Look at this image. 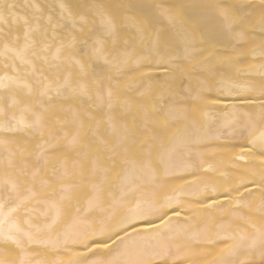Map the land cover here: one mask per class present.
Instances as JSON below:
<instances>
[{
    "label": "snow or ice",
    "instance_id": "snow-or-ice-1",
    "mask_svg": "<svg viewBox=\"0 0 264 264\" xmlns=\"http://www.w3.org/2000/svg\"><path fill=\"white\" fill-rule=\"evenodd\" d=\"M17 7L0 0V264H65L67 253L80 257L70 264H196L193 241L223 245L212 264H264V0L203 3L196 31L183 5ZM205 27L236 41L226 60L197 45ZM250 45L259 78L217 80L215 65L243 63L235 54ZM209 111L223 122L206 124ZM225 139L243 141L234 160L245 163L189 182ZM174 177L199 199L169 194ZM192 205L229 211L202 235Z\"/></svg>",
    "mask_w": 264,
    "mask_h": 264
},
{
    "label": "bare ground",
    "instance_id": "bare-ground-1",
    "mask_svg": "<svg viewBox=\"0 0 264 264\" xmlns=\"http://www.w3.org/2000/svg\"><path fill=\"white\" fill-rule=\"evenodd\" d=\"M17 5L15 11L20 15H27L31 12V9L24 8L23 5L27 2L28 4L36 3L40 5L46 4H54L56 0H14ZM124 3H131L133 5H143V4H154L159 3L165 6H180L183 5V11L185 13V25L188 29L192 31H196L197 23H201L202 26L206 25L207 22L203 21V9L199 7L203 3L208 2H223V3H231V4H248L252 3L259 6L260 0H123ZM191 18V19H187ZM257 37H259V33L257 32ZM196 43L197 45L204 44L205 47L209 49H213L215 52L220 53V59L226 60L228 53H231V43H236V41H226L222 40V38L217 37L212 33L210 27H205V37L204 40H201L199 32L196 34ZM256 47V45H250L248 48L243 50V54L236 53L235 57L238 60L243 61V63L238 64H216L215 67L218 69V73L216 76L217 80L223 78L225 81H236L243 84L249 77L259 78V65L261 63L259 59V53H257L256 57L251 55L252 48ZM213 95H218V93L213 92ZM224 100V97H221ZM229 101H235L237 106H243L239 103L237 98H227ZM208 108H223L224 104L219 105H207ZM119 112V109H117ZM129 122H131V115H129ZM202 119L208 125H219L223 122L224 116L220 112L209 111L206 116L202 117ZM177 131V128H173L168 136L170 137ZM166 142V141H165ZM214 144H219L222 147L214 152H207L204 154V162L201 163L198 160V165H200L199 171L197 172V177L188 176L189 182H192L194 179L199 178L201 183L203 182H212L217 178L223 180L221 173L224 171H232L235 170L237 166L243 165L245 161L243 160H234L236 155H240L238 144L243 143V141L238 140H219L213 141ZM244 155H247L246 153ZM213 166L214 170H210L205 172L204 168H207L209 165ZM188 175V173H176L175 177ZM174 177V182L168 186V193H175L177 197L181 200H194L199 199V197L189 195L188 193L193 191L194 189H188L187 184L178 178ZM76 179H79L78 177ZM185 188L187 191L181 194L180 189ZM229 209H225L223 212H213L206 213L204 209L199 208L196 205L191 206V211L189 212L190 227L193 230L199 229V232L202 235H212L217 231L215 221L222 218L223 215H226ZM181 219H184L183 217ZM143 229L144 225L139 226ZM143 242H147L144 240ZM199 243L198 241H193L192 244L189 245V252L187 255V259L195 261L196 264H212L213 261L220 258L221 251L223 245L220 247H211L200 246L195 247V245ZM80 257H75L73 253H67L60 257L63 259L65 264H70L73 259H77Z\"/></svg>",
    "mask_w": 264,
    "mask_h": 264
}]
</instances>
